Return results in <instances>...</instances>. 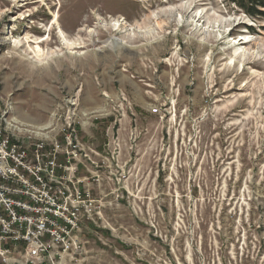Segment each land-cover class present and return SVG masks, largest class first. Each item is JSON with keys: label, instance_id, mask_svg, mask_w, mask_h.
Returning <instances> with one entry per match:
<instances>
[{"label": "rangeland", "instance_id": "374dc122", "mask_svg": "<svg viewBox=\"0 0 264 264\" xmlns=\"http://www.w3.org/2000/svg\"><path fill=\"white\" fill-rule=\"evenodd\" d=\"M16 122L89 194L54 264H264V19L231 0H0Z\"/></svg>", "mask_w": 264, "mask_h": 264}, {"label": "built area", "instance_id": "2783aa9c", "mask_svg": "<svg viewBox=\"0 0 264 264\" xmlns=\"http://www.w3.org/2000/svg\"><path fill=\"white\" fill-rule=\"evenodd\" d=\"M9 126L0 128V263L54 264L77 248L81 214L90 213L88 191L59 175L74 171L76 154H64L58 142L30 141L38 138L21 124ZM14 253L22 262L8 258Z\"/></svg>", "mask_w": 264, "mask_h": 264}, {"label": "trees", "instance_id": "16d2710c", "mask_svg": "<svg viewBox=\"0 0 264 264\" xmlns=\"http://www.w3.org/2000/svg\"><path fill=\"white\" fill-rule=\"evenodd\" d=\"M244 14L264 19V0H231Z\"/></svg>", "mask_w": 264, "mask_h": 264}, {"label": "bare ground", "instance_id": "6f19581e", "mask_svg": "<svg viewBox=\"0 0 264 264\" xmlns=\"http://www.w3.org/2000/svg\"><path fill=\"white\" fill-rule=\"evenodd\" d=\"M116 30H118V27H117ZM62 42L68 48L72 46V44L69 41H67L66 39H64V38H62ZM114 44H115L116 47H119V44L117 42L114 43ZM39 51H40V48H37V53H39ZM246 52H248V51L245 48H241L240 47V48H237V49L234 50L233 56H234V58L243 59V58L246 57ZM229 61H231V59ZM243 71H244V69H243ZM16 123H20V122H16ZM20 124H22V123H20ZM25 126L28 127V128H31V129L35 130V134L40 130V127H37V126L35 127V126H32V125H28V124H25Z\"/></svg>", "mask_w": 264, "mask_h": 264}]
</instances>
